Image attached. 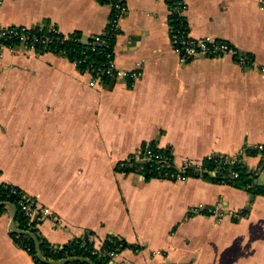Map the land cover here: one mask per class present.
Listing matches in <instances>:
<instances>
[{
  "label": "crops",
  "instance_id": "1",
  "mask_svg": "<svg viewBox=\"0 0 264 264\" xmlns=\"http://www.w3.org/2000/svg\"><path fill=\"white\" fill-rule=\"evenodd\" d=\"M123 1L113 49L120 67L141 73L134 82L105 78L93 87L91 74L61 54L0 50V183L60 218L61 225L49 216L36 227L52 244L88 231L96 245L124 240L129 246L114 264H264V193L213 181L207 171L182 181L150 177L137 167L143 160L134 161L150 143L176 166L264 144V6L183 0L192 37L229 42L250 63L231 56L182 63L168 2ZM110 14L101 0L0 1V25L56 26L84 42L104 32ZM261 155L245 156L249 172ZM257 182L264 185V174ZM218 202L220 220L207 212ZM11 220L7 207L0 264H37L12 235Z\"/></svg>",
  "mask_w": 264,
  "mask_h": 264
},
{
  "label": "built area",
  "instance_id": "2",
  "mask_svg": "<svg viewBox=\"0 0 264 264\" xmlns=\"http://www.w3.org/2000/svg\"><path fill=\"white\" fill-rule=\"evenodd\" d=\"M2 1V0H0ZM168 2L169 14L171 17V40L175 53L178 55L180 62L186 63L200 56L210 58H223L231 56L237 59L241 65H247L250 63L248 57L244 56L240 50L233 44L218 40L210 35L200 38L192 37L189 33L188 24L184 17L185 10L187 8L186 3L183 0H165ZM111 14L106 29L101 34L93 36V40L87 42L90 46L91 52L100 54L103 60L96 61L89 58L88 54L84 52L81 56L73 62L76 66L91 74L90 86H97L105 78L117 79L121 77L129 78L132 82L136 81L141 73L135 70H129L120 67L117 64L114 56V43L115 39L120 31L121 21L127 13V6L123 0H111ZM260 4L264 6V0H260ZM35 27L28 26H11L0 25V50L9 48L13 50L17 45H24L29 49L36 50L38 44H43L47 52H54L60 54L57 49L50 46L54 39L68 40L71 39L72 34H63L56 26H51L49 31L51 35L44 36L32 32ZM82 65H85L82 68ZM257 149L260 151L261 162L259 166L253 171V174L258 178L264 174V144H258L256 146H244L240 152L228 155L211 154L206 157V161L213 164V168L209 169L205 166V162L194 163L186 162L181 166H176L173 161V157L170 153L164 151L156 144H147L141 148L134 156L135 160H143L145 163H151L155 166L156 170L163 179H171L173 181H182L190 176V172H214L225 174L228 178L239 177V171L230 168L232 165H237L239 168L245 167V156L248 149ZM134 163V162H133ZM125 165V164H123ZM3 186H12L8 193L10 195H20L19 205L21 210L25 213L28 219L29 228L37 227L38 222L43 217L52 216L55 223L61 225L60 218L54 214V212L48 206H42L39 204L36 197L24 192L17 186L8 183H0ZM250 186V185H248ZM9 202V201H0ZM209 214L216 216L218 219L223 216L221 211V202H218L215 206L207 209ZM232 216L238 217L237 213L231 212ZM220 220V219H219ZM103 244L96 245L95 249L100 251ZM118 250H112L105 253V256L109 258L107 264H114V258L118 254Z\"/></svg>",
  "mask_w": 264,
  "mask_h": 264
},
{
  "label": "trees",
  "instance_id": "3",
  "mask_svg": "<svg viewBox=\"0 0 264 264\" xmlns=\"http://www.w3.org/2000/svg\"><path fill=\"white\" fill-rule=\"evenodd\" d=\"M103 2L109 3L111 0H101ZM32 32H36L38 34L51 35L49 28L46 26L37 27ZM93 37L89 39L92 41ZM87 41V42H89ZM87 42L82 40V36L80 33H72L71 39L68 40H57L54 39L50 46L57 51L60 52L61 55L69 58L70 60H75L84 55V52L88 54L89 58L101 61L103 57L100 54H96L91 52L90 46ZM37 52H47L49 51L44 47L43 44H38L36 48ZM85 65H82L84 68ZM258 150L248 149V155H255L257 154ZM205 166L209 169L213 168V164L211 162L206 161ZM137 167L143 169L148 176L161 178V175L156 170L155 166L151 163H145L143 165H138ZM230 168L239 171V177L237 178H228L225 174L217 173L215 175H206L211 178V180L216 182H223V183H231L235 184L240 187H246L250 191L254 193H264V185L257 182L258 177L255 176L253 173L248 171V168L242 167L239 168L237 165H232ZM190 175H197L198 172H190ZM250 185V186H248ZM12 186H3L0 185V201H9L14 204L16 208V225L20 230H26L33 232L39 241L40 251L46 259L52 260H64L63 263L60 264H107L109 258L105 256V253L110 252L112 250H118L129 246L124 240L116 237V236H109L104 242L102 249L98 251L95 249V242L93 238V232L88 231L84 235L75 238L71 242L63 245H55L50 243L46 238H44L40 233L37 232L35 228H29L28 219L25 213L21 210L19 205V200L21 199L20 195H10L8 196L9 191L11 190ZM20 189V188H19ZM7 207L5 205H0V213L6 210ZM12 235L16 238L18 244L21 247L28 250V252L33 256L34 260L37 264H49L47 262L42 261L39 258L38 250L35 241L28 235L18 234L16 232H12ZM73 257H81L83 260L80 261H71L70 258Z\"/></svg>",
  "mask_w": 264,
  "mask_h": 264
},
{
  "label": "water",
  "instance_id": "4",
  "mask_svg": "<svg viewBox=\"0 0 264 264\" xmlns=\"http://www.w3.org/2000/svg\"><path fill=\"white\" fill-rule=\"evenodd\" d=\"M113 82H114V80H113ZM144 163H145V161H141L140 162V164H144ZM260 177L263 179V175H261ZM0 205H5V206L9 207L10 210H11V213H12L11 228H12V230L14 232L18 233V234L28 235L31 238H33V240L35 241L36 246H37L39 258L42 261L47 262L49 264H60V263H63L64 262V260H50V261H48L46 258H44V256L41 254L40 246H39V241H38V238L36 237V235L33 232H31V231L20 230L16 226V224H15L16 208H15L14 204H12L11 202H0ZM70 260L71 261H80V260H83V258H81V257H73V258H70Z\"/></svg>",
  "mask_w": 264,
  "mask_h": 264
}]
</instances>
